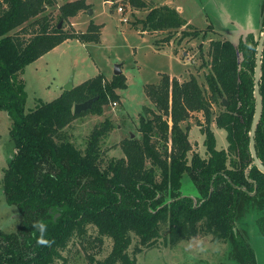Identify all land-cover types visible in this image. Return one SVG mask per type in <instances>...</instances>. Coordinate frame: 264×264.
I'll use <instances>...</instances> for the list:
<instances>
[{
	"label": "trees",
	"instance_id": "16d2710c",
	"mask_svg": "<svg viewBox=\"0 0 264 264\" xmlns=\"http://www.w3.org/2000/svg\"><path fill=\"white\" fill-rule=\"evenodd\" d=\"M106 1L117 7L116 0ZM128 3L148 9L145 19L139 20L142 31L169 32L167 42L179 32L182 40L200 35L206 40L214 31L212 26L206 32L183 30L193 25L171 6L150 7L145 0ZM54 5L55 0H0V111L12 121V155L0 186L7 205L22 215L18 231L0 230V264L68 262L63 254L71 243L81 247L89 264H138L143 248L155 249L161 239L173 245L196 235L227 243L240 264H258L253 246L236 224L243 204H259L253 216L264 239V175L255 166L249 145L259 40L252 34L238 46L226 38L211 40L208 93L196 76L181 82L164 75L159 83L147 85L158 112L142 116L141 136L122 141L124 157L105 163L101 144L112 131L109 120L94 128L84 150L65 130L87 112L101 116L104 105L117 103L116 90L124 85V76L109 82L100 74L26 112L29 96L22 75L29 65L69 39L99 42L101 25L92 23L79 35L53 24L48 7ZM90 8L86 0L65 2L59 21ZM262 72L264 108V55ZM93 98L99 100L91 109L74 113L75 105ZM226 100L229 104L215 124L226 132L229 147L219 150L211 109L220 102L224 106ZM195 113L206 119L208 158L193 152L191 128H182ZM258 126L257 151L264 163V111ZM108 238L112 250L97 260ZM135 238L139 243L130 252Z\"/></svg>",
	"mask_w": 264,
	"mask_h": 264
},
{
	"label": "rangeland",
	"instance_id": "374dc122",
	"mask_svg": "<svg viewBox=\"0 0 264 264\" xmlns=\"http://www.w3.org/2000/svg\"><path fill=\"white\" fill-rule=\"evenodd\" d=\"M56 5L48 7L52 14L53 24L62 25L68 33L81 35L88 31L94 23L101 25L99 42H83L69 39L60 46L46 53L35 63L29 65L22 78L29 96L26 112L39 105L51 102L64 92V86L71 76H74L75 87L96 78L100 74L107 81L115 79V68L120 65L121 74L125 78L123 86L116 90L120 100L104 105V113L97 115L87 112L72 122L65 131L75 146L84 150L95 127L109 120L113 126L112 131L102 140L105 163L110 159L124 157L121 143L132 136H141L139 131L142 116L152 117V112H158L151 98L146 93L147 85L159 83L164 75L176 77L181 82L189 81L196 76L200 86L208 93L207 77L210 72V43L211 40L228 39L237 46L241 40L252 34L260 40L264 29L263 0H145L152 6H171L181 8L180 14L184 20L191 23L192 28L183 30L193 31L194 28L209 31L206 40L200 35L196 38L180 39L179 32L164 41L169 32L153 31L143 32L139 20L145 19L147 10L132 7L129 0H116L117 7L112 1L86 0L91 5L93 13L82 11L75 18L59 21L60 7L65 2L78 0H55ZM262 2V3H261ZM122 7L123 11L119 8ZM258 20L260 21L258 24ZM256 25V26H255ZM221 102L212 105L211 128L215 132L219 150H228L226 132L215 124V119L226 109ZM206 119L203 113H195L191 119L182 123V128L188 126L189 141L193 152L202 158H208L203 127ZM12 121L9 116L0 111V181L4 176L11 158L10 129ZM192 153L190 154V158ZM104 163V164H105ZM184 182L189 184L188 177ZM259 204H243L239 211L236 224L237 231L242 233L251 243L256 252L258 264H264V239L259 234L255 216L253 214ZM22 224V215L14 206L7 205L3 188L0 186V230L6 233L18 231ZM94 235L95 231L90 230ZM139 241L134 239L130 252ZM113 247L111 239H105L102 252L97 260H104ZM95 251V250H94ZM93 252V251H92ZM64 257L68 262L58 264H89L79 245L73 243L69 246ZM138 264H240L229 253V245L222 241H215L211 236L196 235L191 240L180 241L176 244L165 243L161 239L155 249L143 248L137 256Z\"/></svg>",
	"mask_w": 264,
	"mask_h": 264
},
{
	"label": "water",
	"instance_id": "95a60500",
	"mask_svg": "<svg viewBox=\"0 0 264 264\" xmlns=\"http://www.w3.org/2000/svg\"><path fill=\"white\" fill-rule=\"evenodd\" d=\"M89 13L92 14L93 12L91 10H89ZM59 28H62V25H59ZM260 40H259V44L257 47V57H256V66H255V76H254V96H255V100H256V104H255V115L253 117L252 123H251V131L249 134V145H250V153H251V157L252 160L255 164V166L258 168V170L264 175V163L261 162V160L259 159L258 156V151H257V144H256V135H257V131H258V125L261 122V119L263 117V96H262V92L260 90V85H261V79H262V63H263V51H264V29L263 32L261 33L260 36ZM236 45V44H235ZM115 76H118L119 74H121V68L120 65L116 66L115 71H114ZM74 76H71L70 80L68 81V83L64 86V92L67 91H72L75 88L74 85ZM99 100V98H93L90 99L88 101L83 102L82 104H77L75 105L74 108V113L76 114H82L84 111H87L89 109L92 108L93 104L95 102H97ZM228 101H224V106L227 107L228 106Z\"/></svg>",
	"mask_w": 264,
	"mask_h": 264
},
{
	"label": "crops",
	"instance_id": "0c3cea01",
	"mask_svg": "<svg viewBox=\"0 0 264 264\" xmlns=\"http://www.w3.org/2000/svg\"><path fill=\"white\" fill-rule=\"evenodd\" d=\"M262 3V2H261ZM178 11H181V8L177 9ZM259 20H258V24H259ZM189 24H191L189 21H188ZM256 26V25H255ZM235 44V43H234Z\"/></svg>",
	"mask_w": 264,
	"mask_h": 264
},
{
	"label": "built area",
	"instance_id": "2783aa9c",
	"mask_svg": "<svg viewBox=\"0 0 264 264\" xmlns=\"http://www.w3.org/2000/svg\"><path fill=\"white\" fill-rule=\"evenodd\" d=\"M119 10H120V11H123V8H122V7H120V8H119ZM115 105H117V103H115Z\"/></svg>",
	"mask_w": 264,
	"mask_h": 264
}]
</instances>
